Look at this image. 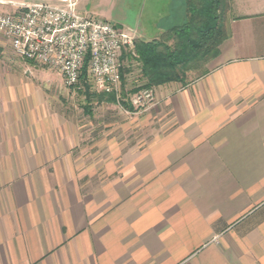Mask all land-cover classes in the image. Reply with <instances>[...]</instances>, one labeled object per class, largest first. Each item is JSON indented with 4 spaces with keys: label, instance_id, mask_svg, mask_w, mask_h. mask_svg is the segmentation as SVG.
<instances>
[{
    "label": "crops",
    "instance_id": "crops-1",
    "mask_svg": "<svg viewBox=\"0 0 264 264\" xmlns=\"http://www.w3.org/2000/svg\"><path fill=\"white\" fill-rule=\"evenodd\" d=\"M225 3L212 66L154 88V116L86 193L68 130L0 75V264H264V0Z\"/></svg>",
    "mask_w": 264,
    "mask_h": 264
},
{
    "label": "rangeland",
    "instance_id": "rangeland-1",
    "mask_svg": "<svg viewBox=\"0 0 264 264\" xmlns=\"http://www.w3.org/2000/svg\"><path fill=\"white\" fill-rule=\"evenodd\" d=\"M43 1L55 2V0ZM74 1L77 2V10L82 15H90L95 20L111 23L116 27L122 26L125 32L139 28L145 36L144 41L149 38H154L149 41H165L167 34L155 38L171 27L182 25L186 20V0ZM226 5L224 0L222 13ZM220 22H222L221 18ZM3 37L0 33V47H2L0 75L3 76L4 83L14 86L15 89H33L31 92L37 93V101L40 102L38 106L43 104L42 114L47 113L46 119L56 125L54 127H57L58 131L63 127L68 130L69 136L64 135L65 140L71 139V145L70 157H67L66 161L70 171L72 169L74 171L70 173V177L78 181L83 193H86L89 189V181L92 183L94 177L98 181L100 178L103 179L101 168L104 165V151L125 150L135 145V133L138 131L141 133V126L137 131L138 123L141 119L150 118L152 114L154 116L158 108L154 88H147L148 80L142 75L135 49L127 54L124 53L122 57L123 79L119 101L123 103L129 100L132 103V100L146 91H151V99H146L139 105L132 104L134 111L131 112L119 103L101 104L96 97L88 100L87 87L91 94L98 92L85 79L74 88L66 87L58 72L22 61ZM139 40L143 39L137 38V41ZM168 44L172 45L173 41ZM211 66L209 61L198 72L188 74L185 82L189 83ZM178 84L184 86L183 83ZM28 95L27 98L34 96ZM86 107L90 109L88 113L85 112ZM111 160L116 162L119 159Z\"/></svg>",
    "mask_w": 264,
    "mask_h": 264
},
{
    "label": "built area",
    "instance_id": "built-area-1",
    "mask_svg": "<svg viewBox=\"0 0 264 264\" xmlns=\"http://www.w3.org/2000/svg\"><path fill=\"white\" fill-rule=\"evenodd\" d=\"M0 33L24 62L58 72L68 88L84 77L97 92L120 99L124 53L135 48L137 34L82 15L74 0L41 1L15 13L0 12ZM141 93L132 104L151 99Z\"/></svg>",
    "mask_w": 264,
    "mask_h": 264
},
{
    "label": "trees",
    "instance_id": "trees-1",
    "mask_svg": "<svg viewBox=\"0 0 264 264\" xmlns=\"http://www.w3.org/2000/svg\"><path fill=\"white\" fill-rule=\"evenodd\" d=\"M222 3L223 0H186L185 22L165 31L162 34H167L165 41H136V59L141 64L142 75L148 80V89L169 83L186 85L188 74L198 72L219 55V46L226 38L223 25L226 7L222 13ZM170 41H173L172 45L168 44ZM121 71L123 79V68ZM87 92L88 100L96 97L101 104L119 103L127 110L134 111L129 100L120 103L114 92L91 94L88 87ZM89 110L86 107L85 112Z\"/></svg>",
    "mask_w": 264,
    "mask_h": 264
},
{
    "label": "water",
    "instance_id": "water-1",
    "mask_svg": "<svg viewBox=\"0 0 264 264\" xmlns=\"http://www.w3.org/2000/svg\"><path fill=\"white\" fill-rule=\"evenodd\" d=\"M120 28V27H119Z\"/></svg>",
    "mask_w": 264,
    "mask_h": 264
}]
</instances>
